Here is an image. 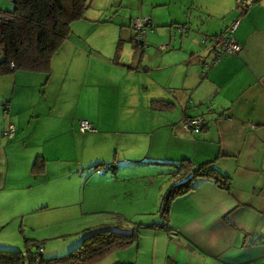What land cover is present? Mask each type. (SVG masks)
Here are the masks:
<instances>
[{"label":"crops","instance_id":"crops-1","mask_svg":"<svg viewBox=\"0 0 264 264\" xmlns=\"http://www.w3.org/2000/svg\"><path fill=\"white\" fill-rule=\"evenodd\" d=\"M3 3L0 1V8L7 7ZM101 3V13L107 15L99 22L118 17L120 6L133 8L128 17L121 15L125 26L116 25L117 32H107L105 41L96 46L99 49L118 34L119 42L107 47L115 49L112 57H102L94 50L93 41V45L86 42L94 36V28L101 26L95 23L99 15L87 9L82 18L71 22V35L62 43L64 51L82 55L84 61L79 65H64L58 57L54 59L59 48L48 73L17 69L0 74L1 221L8 214L18 215V219L48 207L69 206L83 213L112 209L116 203L111 200L124 193L116 184L120 161L126 164L125 157H134L129 161L143 165L138 151L154 149L162 151L160 158H165L160 162L167 166L162 171L161 198L170 185L186 178L173 172L174 164L184 158L193 166L211 162L222 176V184L209 177L194 178L192 188L172 198L165 215L157 197L149 201L146 195L144 201L134 202L138 210H158L134 225H116L123 230L140 228L136 240L116 250V261L129 262L121 254L128 257L133 253L132 264H264V0H255L246 9L237 6L236 0ZM145 15L150 21L144 39L130 42L133 46L146 42L148 47L122 57L120 39L131 40L136 17ZM235 21L233 36L242 48L228 52L221 49L217 38ZM89 26L93 28L87 29ZM82 32L83 41L71 37ZM117 44L119 58L114 60ZM206 63L209 66L205 68ZM78 78L86 82L73 93ZM49 83L60 96L71 84L67 112L57 108V95L53 99L40 96L45 94L41 86ZM90 86L105 92L88 95L84 101L86 112L89 108L97 112L89 116L75 113L76 94ZM108 96L112 99L106 103ZM153 99L170 105L154 109L150 104ZM196 115H203V126L197 132L182 122L184 116ZM81 119L89 121L93 129L81 131ZM10 123L14 135L7 139L3 131ZM63 137L69 141L63 142ZM111 144L115 172L102 174L98 166L111 162L104 151ZM32 163L41 174H32ZM10 165H22L25 173H8ZM87 167L91 169L82 170ZM145 219L149 222L142 221ZM104 225L110 224L78 230L81 238L74 243L81 242L83 230ZM34 241L32 244L39 243ZM77 244L55 250L59 254L43 257V263L64 257ZM16 246L11 242L0 245L19 250L25 261V250ZM24 246L30 255L34 252L27 241Z\"/></svg>","mask_w":264,"mask_h":264},{"label":"rangeland","instance_id":"rangeland-1","mask_svg":"<svg viewBox=\"0 0 264 264\" xmlns=\"http://www.w3.org/2000/svg\"><path fill=\"white\" fill-rule=\"evenodd\" d=\"M3 1V6L6 9L12 8L13 2L12 0H0ZM119 7V6H118ZM160 8V7H158ZM87 9H91L90 11H93L98 17H96V25H101L98 26L97 28H94V36L92 38H89L86 40V42H94L95 47L94 50H96L102 57H105L109 55V57H112L114 55V50L112 47L108 48L109 46L113 45L115 42L118 41V34H114L113 37L110 39V41L100 45L99 49L96 47L97 44L102 43L105 41L106 35H108L107 32H110V34H113L116 31V25L118 27L125 26V23H122L121 20V15L128 17L132 11V7L130 5H126L125 7L120 6L119 11L117 12L118 17H114L112 13V19L111 22H99L98 20L105 19L107 13H101L103 10V3H101V0H91L90 5L87 7ZM86 9V10H87ZM85 10V11H86ZM162 11H164L162 9ZM93 26V23L90 24ZM87 29L93 28V27H86ZM134 29V28H132ZM73 30V29H71ZM135 30V29H134ZM133 30V37L131 40L129 37H122L120 39V42H122V48H121V56L122 57H131L137 50L140 51L142 47H148V44L145 42L144 46L143 45H138L133 46L130 41H134L137 39V34H134ZM150 31V29H148ZM130 32V29H129ZM132 33V31H131ZM91 34L87 32V35ZM71 35V34H70ZM76 35V36H75ZM72 35V38H80L82 41L84 40L85 33H78ZM67 39L64 40V42ZM66 43V42H65ZM64 44V43H63ZM63 44L60 47L59 51L55 54V57H58V62L65 64H72V65H79L81 61H84L82 59V55L77 57L78 55L74 54L72 51L67 52L63 50ZM147 44V45H146ZM80 45L82 46L81 42ZM146 45V46H145ZM157 45V44H156ZM154 47V46H153ZM2 47L0 46V49ZM90 48V47H89ZM106 48V49H105ZM146 49V48H145ZM120 50V48H119ZM96 60V59H94ZM84 78H78L74 82V89L73 93L77 91V89L82 88L85 83ZM51 84L49 83L47 86L42 85L41 90L45 89V94L41 93V97H46V98H52L54 95H57L56 98V105L57 108L60 110H63L64 112H67L65 109L67 107L66 101L70 97V87L71 84L68 85L65 90L61 93V96L58 95L57 91L54 89H51ZM105 92L102 90H97L96 87L90 86L86 89V91H83L82 93H77L76 94V101L78 104V107L74 109L75 113L82 112V114H86V116H89L90 114L96 113L95 108H89L86 112L84 109V101L86 100V97L88 95H103ZM111 96H108L107 102L109 103L111 101ZM55 100V99H54ZM3 103L5 100H1ZM108 105V104H106ZM117 105L114 107L113 111L116 109ZM29 111H32V108L29 109ZM2 111V104L0 105V113ZM89 122V121H88ZM79 124V123H78ZM202 128V126H200ZM109 135L112 136V134L109 132ZM4 137V136H3ZM128 138V136H125ZM69 141V138L63 137V142ZM112 144L104 149L106 151L105 153L110 156L111 162L109 163L112 166H108L109 164L107 162H103L101 165H99V169L101 173L103 174L106 170H110L115 172V168L113 165L115 164L114 157H115V149ZM132 149V148H129ZM129 152V151H128ZM162 151H157L154 149H143L138 151V159L142 160L143 165H135L134 163L129 161V158H134V157H125V163L123 161H120V164H118V173H119V181L116 182L118 187H121V191L124 192L120 196L113 198L111 201L116 203L112 209H92L90 211H87V213L80 212L79 209H73L71 207H48L45 210L38 211L34 210L33 213H27L21 217L13 216L12 214H8L3 217V221H1L0 217V224H2L0 228V245L5 244V242H11L15 243L17 245L16 247L22 248L25 250V261L22 264H30L29 258L26 257V255H29L26 247L24 246L27 243H29V246L32 251H36V245L32 244L35 242L34 240H38L39 245L43 246L42 256L45 258H51L53 256H57L59 253L55 252L57 249L61 248H67V245H72V244H77L74 243L76 238L80 240L81 234L80 232L78 233V230L83 229L86 226H98L100 224L106 223L110 224V226H116L119 225L120 223H126L130 222L132 225H134V222H140V218H150L153 216V213L150 212H156L158 210L157 208H149L148 211H141L138 210L134 207L133 203L136 201H144L145 196L148 195V200L149 201H154L156 197L158 198V201L161 200V194L159 193V188L161 187L162 183V171L163 169L166 170L165 167L160 161L165 158L161 157L160 155ZM80 155V152H78ZM39 158V157H38ZM104 158V157H103ZM116 158L123 159L121 156H116ZM38 159L35 157V162ZM94 160H99V158H94ZM33 161V162H34ZM150 164L151 167H149L148 164ZM132 164V165H129ZM95 165H93L94 167ZM4 167H6L4 165ZM154 167V168H152ZM175 167V166H174ZM173 167V168H174ZM32 169V174L33 175H39L42 173V170L40 168L34 167L33 170V163L31 165ZM91 167H87L85 169H82L83 171H88L90 170ZM30 170V166H29ZM14 172L18 174H24L25 173V167L22 165H18L17 168H13L11 165L9 166V172ZM99 173V171H97ZM160 172V174H159ZM6 174V173H5ZM122 177H125L123 180ZM69 199V198H68ZM39 206H41V203H37ZM160 205L158 202L157 206ZM163 213V211H162ZM143 222H149V220L145 219L142 220ZM20 222L23 224L21 225ZM2 248V247H0ZM54 251H52V250ZM117 249L108 251L104 254L101 255V257L97 258L93 262L89 264H111L117 260ZM67 254V253H66ZM122 258H126L125 260L129 261V263L132 264V259L134 258L133 253H128V257H124L125 255L121 254ZM60 257V256H58ZM58 261L55 262H50L46 260L43 264H70L66 263L64 260L65 257L58 258Z\"/></svg>","mask_w":264,"mask_h":264},{"label":"trees","instance_id":"trees-1","mask_svg":"<svg viewBox=\"0 0 264 264\" xmlns=\"http://www.w3.org/2000/svg\"><path fill=\"white\" fill-rule=\"evenodd\" d=\"M90 1L12 0V8H0V46L2 47L0 49V74L10 73L17 69L48 73L53 55L64 40L69 37L71 22L83 17ZM237 6L239 5L237 4ZM247 7L241 8L246 9ZM132 27L139 35L134 23ZM118 45L113 57L114 60L119 58L117 54L120 45ZM150 104L154 109H164L170 105L169 101L162 99H153ZM201 117V126H203V115ZM3 136L7 139L11 138L4 134ZM174 166V174H180L186 178L174 182L163 194L161 198L163 215L166 214L168 205L174 196L186 192L194 186L192 183L194 178L198 176L209 177L222 184V176L211 162L193 166L189 160L184 158L175 163ZM34 167L33 165V170ZM83 232L81 242L71 248L65 255L66 257L64 256L66 263L89 264L108 251L126 247L137 239L140 228L134 226L123 230L116 226L104 225L95 230L86 229ZM35 245L39 244L35 243ZM42 253L40 264H43ZM35 255L36 251L28 255L30 264H35ZM55 260L58 261L57 258ZM22 263H24V256L19 250L0 248V264ZM111 264L131 263L115 261Z\"/></svg>","mask_w":264,"mask_h":264},{"label":"built area","instance_id":"built-area-1","mask_svg":"<svg viewBox=\"0 0 264 264\" xmlns=\"http://www.w3.org/2000/svg\"><path fill=\"white\" fill-rule=\"evenodd\" d=\"M254 1L255 0H236L237 4L242 8L251 5L252 3H254ZM149 21H150L149 15L136 17L134 21V27L138 29L139 35L138 38L135 39V42H139L140 40L144 39L146 26L149 24ZM237 23L238 21H235L231 26H229V28L226 29L223 35L217 38L221 43V49L226 50L228 52H238L241 50L242 45L239 42H237L233 36V31ZM208 66L209 64L206 63L205 68ZM182 122L186 128H191L194 131H199L202 123V117L201 115L184 116ZM79 129L81 131H85V130H92L93 127L86 119H81L79 120ZM3 134L6 137H12L14 134V125L10 123L7 126L6 130L3 131ZM43 250H44L43 246L41 245L36 246V255L34 257L35 264H40L41 253L43 252Z\"/></svg>","mask_w":264,"mask_h":264}]
</instances>
